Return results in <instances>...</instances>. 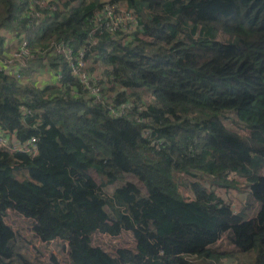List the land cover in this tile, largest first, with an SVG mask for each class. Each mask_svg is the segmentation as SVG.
<instances>
[{"label":"trees","instance_id":"trees-1","mask_svg":"<svg viewBox=\"0 0 264 264\" xmlns=\"http://www.w3.org/2000/svg\"><path fill=\"white\" fill-rule=\"evenodd\" d=\"M105 7L136 25L110 31ZM22 42L18 79L5 62ZM1 55L0 133L36 152L0 146V216L67 242L71 264H264V0H0ZM81 55L98 97L72 72ZM237 178L254 217L215 190ZM123 231L134 250L91 244ZM226 231L238 250L213 252Z\"/></svg>","mask_w":264,"mask_h":264},{"label":"rangeland","instance_id":"rangeland-1","mask_svg":"<svg viewBox=\"0 0 264 264\" xmlns=\"http://www.w3.org/2000/svg\"><path fill=\"white\" fill-rule=\"evenodd\" d=\"M224 38L222 36L221 39ZM1 58H3V55H1ZM239 132L244 135L247 134V131L243 129ZM89 174L99 183V179L94 172ZM261 174L264 175V168L261 170ZM129 179L134 180L132 177H129ZM200 181L210 188L208 181L204 179ZM215 190L232 204L234 211H239L243 204H248L250 209L247 216L254 217L259 210V203L247 193L242 178H237L236 185L230 189ZM182 191L186 195H191L190 192L184 189ZM90 239L92 245L101 247L111 255H114L118 248L134 250L136 246L131 231H123L115 237L93 233ZM211 249L213 252L221 254L238 250L231 242L230 231L224 232L220 239L211 246ZM0 256L4 264H71L67 242L61 240L46 242L42 240L29 220L15 214L8 208L5 209V214L0 216ZM220 264H242V262L241 258L230 256L223 258Z\"/></svg>","mask_w":264,"mask_h":264},{"label":"built area","instance_id":"built-area-1","mask_svg":"<svg viewBox=\"0 0 264 264\" xmlns=\"http://www.w3.org/2000/svg\"><path fill=\"white\" fill-rule=\"evenodd\" d=\"M114 9L115 8L105 7V12L102 13V11L97 15L99 18L100 15L104 16L105 14L109 18V23L106 24V28H108L110 31H116L121 27L131 29L136 25V20L130 13H115ZM25 45L26 43L22 42L19 44V47L14 46L11 49L7 61L5 62V70L18 79L23 78V74L20 73L19 69L23 64V59L29 55L28 49L25 47ZM57 51L67 54L71 53L70 49L67 47L62 48L61 46L57 48ZM15 60H17L19 63L15 64ZM0 62L2 63L1 57ZM72 72L74 76L79 78L80 81L87 86L91 94L95 95L96 97L99 96V88L90 83L91 79L89 77V73L85 70V61H83L82 55L76 60V65L72 67ZM35 142V138H31L25 143L17 142L15 144H11L5 137H3L2 133H0V146L5 147L9 151L19 150L34 154L36 152Z\"/></svg>","mask_w":264,"mask_h":264},{"label":"crops","instance_id":"crops-1","mask_svg":"<svg viewBox=\"0 0 264 264\" xmlns=\"http://www.w3.org/2000/svg\"><path fill=\"white\" fill-rule=\"evenodd\" d=\"M32 79L38 86H42L46 83L55 82V76L48 70L41 69L39 72H34Z\"/></svg>","mask_w":264,"mask_h":264}]
</instances>
